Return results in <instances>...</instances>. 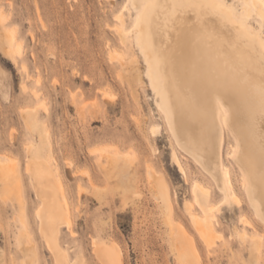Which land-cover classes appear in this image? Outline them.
Instances as JSON below:
<instances>
[{
	"label": "rangeland",
	"instance_id": "rangeland-1",
	"mask_svg": "<svg viewBox=\"0 0 264 264\" xmlns=\"http://www.w3.org/2000/svg\"><path fill=\"white\" fill-rule=\"evenodd\" d=\"M224 2L243 23H227L210 7L204 17L191 8L188 17L173 16L194 17L188 23L203 25L198 28L208 32L218 56L240 73L250 63L262 68L258 41H264V21L254 7L245 19L242 0ZM119 11L128 32L125 43L116 30ZM134 14L129 0H0V160H12L16 180L13 195L4 197L0 179V264H104L95 242L108 259L122 264H264V221L255 215L229 155L233 130L211 112L213 123L221 124L220 156L238 203L225 201L222 185L168 129L135 43ZM182 22L180 29L191 31ZM9 30L22 42L14 59L5 43ZM219 57L217 68L229 75ZM230 125L237 130L236 122ZM116 152L125 153L126 164H107ZM260 153H249L253 166L263 162ZM29 164L34 172L48 171L47 178L38 184ZM161 182L171 198L168 214L158 195ZM194 182L208 191L218 232L211 243L201 240L191 222L189 211L202 214L191 192ZM46 192L55 196L49 200L56 207L50 208L51 220L57 221L59 211H53L66 202L72 222L70 228L58 223L57 251L47 244L38 215Z\"/></svg>",
	"mask_w": 264,
	"mask_h": 264
},
{
	"label": "bare ground",
	"instance_id": "bare-ground-1",
	"mask_svg": "<svg viewBox=\"0 0 264 264\" xmlns=\"http://www.w3.org/2000/svg\"><path fill=\"white\" fill-rule=\"evenodd\" d=\"M129 1H131L135 10L134 17L132 18V28L135 30V43L147 66L146 75L150 87L156 97H158L156 101L157 106L164 113L167 127L176 143L199 162L213 180L218 181L222 185L221 191L225 194V201L234 200L237 202L238 197L232 188L229 177V167L227 168L222 164L220 156L222 141L219 126L222 124L226 125L228 129L230 127L233 130L232 132L229 129L234 140V148L229 152V155L234 156V163L238 166L241 174L240 178L243 181L242 184L245 186L243 188L246 189L248 200L256 213L255 215L264 221V66L258 68L250 63L248 66L250 67L249 70L243 71L242 73H240V69H234L232 64L226 60L223 61L218 56V52L210 44L208 32L205 30L206 33L204 34L199 29L203 25L200 26L199 24V27L195 23H188V20H193L194 17L192 18L190 16L191 19H189L187 17L190 14L187 16L185 13L187 11L186 8H191L202 17L204 15L203 12H206V10H203L206 7H210L219 11L222 14L221 17L227 23H243L244 19L238 17L235 9L230 5L227 6L224 0ZM242 1H244L245 5V14L242 13L245 19L252 16L250 15V12H252L251 7H254L257 18L264 21V0ZM155 8H158V11L155 12ZM176 13L187 17L175 18L173 15ZM1 17H3L2 14ZM115 17L120 24V26L116 27L120 41L125 43L128 38V32L122 28V25H124L122 11H119ZM182 21H187L186 24L191 27V31H183L180 29V25L184 26L185 24ZM204 22L206 23L207 20ZM163 24L166 26L164 29L162 28ZM130 30L129 32H131ZM5 43L10 52V56L14 59L15 54H19L22 48V42L18 40L15 30L6 31ZM258 46H260L259 49L264 50V41L262 39L260 42L258 41ZM212 49H214L213 55H211ZM218 57L222 60L224 70H227L229 75H223V71L221 72L217 68L218 64L215 60L218 61ZM260 65L262 66V64ZM123 75L122 77H124ZM134 78L139 82L140 78L137 72H135ZM250 80L253 81L250 82ZM34 94L36 93L34 92ZM209 103L212 106H209ZM215 111L217 117L220 119V121L217 120V122L219 121L221 123L218 122L220 125L213 123L212 113L215 116ZM28 115L32 121V126L36 128L37 121L35 115L32 113ZM232 121L238 125L237 130H234L235 128L233 129V126L231 127L230 123ZM153 130L154 133L157 132L156 128ZM41 131L43 130L41 129ZM255 149L260 151L255 152ZM260 152L263 153L260 156L263 162L261 164L259 163V167L257 164L253 166L249 153L253 156L255 153L261 154ZM123 154L125 155V153ZM111 155L113 156L109 157V160L107 159V164H126L128 160L127 156L119 152ZM247 155L250 156L248 164L245 161V159L247 160L249 158ZM5 161L0 160V179L5 184L4 197H9L13 195L14 188H16L14 184H11L12 181H16L13 178L15 166L13 167L14 164H11L12 160L10 158ZM32 165L29 164L27 169L39 184L48 171L43 170L41 173L34 172V168L31 167ZM245 167H249V170L245 169ZM180 171L183 176L186 174L181 166ZM157 187H159V194H157L160 196L168 214L170 212L169 210H171L169 207L171 206L169 192L162 182ZM191 192L194 195L195 202L201 207L202 211L200 215L193 214L189 211V207L186 206V209L190 213L191 222L198 232V235L202 237L201 240H204L206 243H211L216 238L218 232L214 228V216L211 213L212 206L209 205V200L207 199L208 191L199 182H194ZM51 196L53 197L54 194L52 195L49 192L42 194L44 206L38 215L41 221V231L48 239L47 244L52 250L57 251L56 237L58 223L59 225L64 224L67 228H70L72 222L67 214L68 211L66 212L64 209L65 206V208L68 207L66 202L61 203L63 208L58 207L53 211L54 213L57 210L59 211V213H55L57 214L56 216H53L54 219L57 218V221L54 222L51 220V209L55 207V205L52 206V202L54 201L50 202L52 206L50 207L49 200L52 198ZM167 207L170 209L168 210ZM62 209L64 210L62 211ZM60 220L61 223L59 222ZM183 237L186 238L185 235ZM94 245L98 247L99 253H97L103 259L104 264H122L118 261L120 259H116V257L114 261L108 259L110 256L107 257L104 255V252L102 253L101 250L102 248L96 242ZM192 245L194 246V244Z\"/></svg>",
	"mask_w": 264,
	"mask_h": 264
}]
</instances>
